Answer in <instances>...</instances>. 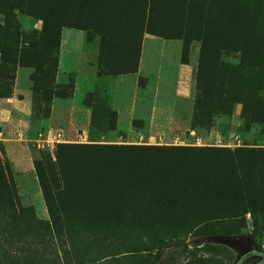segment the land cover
Wrapping results in <instances>:
<instances>
[{"label": "rangeland", "instance_id": "374dc122", "mask_svg": "<svg viewBox=\"0 0 264 264\" xmlns=\"http://www.w3.org/2000/svg\"><path fill=\"white\" fill-rule=\"evenodd\" d=\"M0 98V264H264V0H0Z\"/></svg>", "mask_w": 264, "mask_h": 264}, {"label": "crops", "instance_id": "0c3cea01", "mask_svg": "<svg viewBox=\"0 0 264 264\" xmlns=\"http://www.w3.org/2000/svg\"><path fill=\"white\" fill-rule=\"evenodd\" d=\"M11 103H14L11 98H0V125L2 126V131H0V141H9L10 133L8 130L11 127V122H14L11 117L19 119L18 116L11 114ZM15 105L16 104H14V106ZM7 125L8 129L6 128Z\"/></svg>", "mask_w": 264, "mask_h": 264}, {"label": "built area", "instance_id": "2783aa9c", "mask_svg": "<svg viewBox=\"0 0 264 264\" xmlns=\"http://www.w3.org/2000/svg\"><path fill=\"white\" fill-rule=\"evenodd\" d=\"M64 141L61 140V135L59 133H57L54 138H48V139H44L41 140L42 144H45L46 146H50L52 148H54L57 144H61ZM35 143H38V141H35Z\"/></svg>", "mask_w": 264, "mask_h": 264}, {"label": "trees", "instance_id": "16d2710c", "mask_svg": "<svg viewBox=\"0 0 264 264\" xmlns=\"http://www.w3.org/2000/svg\"><path fill=\"white\" fill-rule=\"evenodd\" d=\"M191 2H192V0H184V3L188 4V7L190 6V3H191ZM61 144H62V143H61ZM61 144H57V146H58V145H61ZM57 146H56V147H57ZM58 147H59V146H58ZM57 154H58V153H57ZM44 201H45V199H44ZM45 203H46L47 210H48V213H49V219H50L51 224H52V218H53V215L50 214V212H51L50 204H49L48 202H46V201H45ZM55 229H56V228H55ZM252 234L254 235V232H252ZM225 261L228 262V259L226 258Z\"/></svg>", "mask_w": 264, "mask_h": 264}]
</instances>
